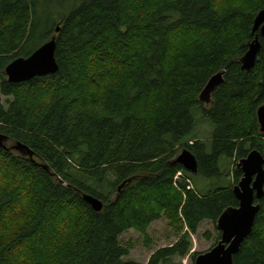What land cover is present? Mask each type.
Segmentation results:
<instances>
[{"label":"trees","instance_id":"trees-1","mask_svg":"<svg viewBox=\"0 0 264 264\" xmlns=\"http://www.w3.org/2000/svg\"><path fill=\"white\" fill-rule=\"evenodd\" d=\"M263 9L264 0H0V89L13 98L8 109L0 99V135L33 154L0 147V264H138L120 236L146 235L162 218L179 239L147 264L190 255L199 225L238 207L237 163L264 153V41L253 33ZM257 34L261 52L244 72ZM53 38L57 73L8 81L11 62ZM222 71L205 108L200 93ZM197 114L214 126L209 141L191 137ZM184 149L197 174L175 162ZM197 177L217 182L203 193ZM258 203L234 264H264Z\"/></svg>","mask_w":264,"mask_h":264},{"label":"water","instance_id":"water-1","mask_svg":"<svg viewBox=\"0 0 264 264\" xmlns=\"http://www.w3.org/2000/svg\"><path fill=\"white\" fill-rule=\"evenodd\" d=\"M59 32V28L57 29ZM259 32L264 41V9L259 12L254 21L253 33ZM262 43L257 34L249 44L246 54L241 58V70L250 72L256 65ZM56 39L44 44L29 58H19L11 62L5 72L11 83L29 82L35 77H45L58 72L59 66L55 58ZM224 82V71L214 75L207 82L199 96V101L205 105L212 102V93ZM261 131L264 132V105L257 110ZM7 136L0 135V147L6 148L3 141ZM18 150H25L22 145H16ZM30 157L33 154L26 149ZM187 171L196 174L198 163L195 156L187 149L175 160ZM237 169L243 176L238 185L233 187L238 207L227 208L217 221V228L221 232L218 243L208 252L198 255L195 264H234L233 257L239 253L245 239L250 235L260 210V201L264 197V153L252 150L246 158L240 160ZM83 199L96 212H101L104 203L92 195L85 194Z\"/></svg>","mask_w":264,"mask_h":264},{"label":"rangeland","instance_id":"rangeland-1","mask_svg":"<svg viewBox=\"0 0 264 264\" xmlns=\"http://www.w3.org/2000/svg\"><path fill=\"white\" fill-rule=\"evenodd\" d=\"M0 99L5 105V108H9V102L13 98L4 96L1 93L0 89ZM205 107V106H204ZM197 124L196 128L193 131L191 137L199 138L204 141H209L212 138V133L214 126L212 122L203 117L201 114H197ZM7 148L13 149L16 154L21 156H27L28 152L26 150L16 149V143L12 140H7L4 142ZM182 151V150H181ZM179 152V155L182 152ZM178 156V154H177ZM176 156V157H177ZM175 157V159H176ZM221 169L223 171H232L234 166L228 168V160L223 158L220 163ZM177 182L186 181L188 177L184 174L182 176L176 177ZM216 180H204L201 177L196 178V182L193 184L201 192L206 193L210 186H215ZM225 182H228L226 180ZM236 186V185H235ZM191 188V187H190ZM187 231V229H185ZM221 232L217 228V223L214 224L211 221H203L196 232V234L191 235L192 240V250L190 255L184 259H174L172 264H195V260L200 254H204L210 251L220 240ZM179 237L176 236L169 226L168 221L165 218H162L158 221L153 222L148 228L147 234L143 235L133 229L124 232L120 236V241L123 245L130 248L128 256L125 257L126 261H133L138 264H147L151 256L158 251L159 249L172 246L178 241ZM193 254H198L193 261Z\"/></svg>","mask_w":264,"mask_h":264}]
</instances>
